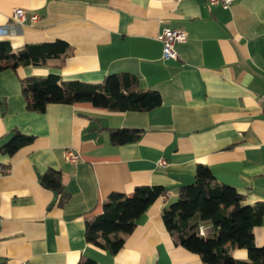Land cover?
<instances>
[{"label": "crops", "instance_id": "crops-1", "mask_svg": "<svg viewBox=\"0 0 264 264\" xmlns=\"http://www.w3.org/2000/svg\"><path fill=\"white\" fill-rule=\"evenodd\" d=\"M16 7L38 19L13 22ZM165 27L186 32L176 59L162 58ZM57 39L71 49L63 61L0 71V147L14 130L33 136L11 156L0 152L9 167L0 175V263L77 264L86 256L97 264H207L174 242L161 213L197 164L234 186L244 204L264 201V0L227 9L208 0H0V40L13 50ZM122 72L159 92L161 103L142 111L51 103L38 112L21 92L29 76L96 83ZM122 127L140 129L138 140L112 143L110 131ZM66 148L81 159L68 162ZM49 169L60 171L63 197L40 182ZM139 185L167 193L137 217L122 247L111 253L87 241L85 218L101 213L110 193ZM200 225L213 231L210 221ZM253 234L264 246V223ZM231 253L247 258L243 248Z\"/></svg>", "mask_w": 264, "mask_h": 264}, {"label": "trees", "instance_id": "trees-1", "mask_svg": "<svg viewBox=\"0 0 264 264\" xmlns=\"http://www.w3.org/2000/svg\"><path fill=\"white\" fill-rule=\"evenodd\" d=\"M70 53L69 44L60 39L28 43L17 50L9 41L0 40V71L20 65H47ZM21 92L27 107L38 112L51 103H90L112 111L150 110L161 103L159 92L136 87V77L128 72L109 74L96 83L64 80L55 73L29 76L22 80ZM109 137L114 144L135 141L140 129L115 128ZM32 139V135L14 130L0 152L11 156ZM39 180L64 196L59 170L49 169L39 175ZM166 193L162 185H139L131 194L110 193L102 212L85 218L87 241L115 253L122 247L124 235L135 227L137 217ZM243 201L244 195L234 186L217 181L207 165L197 164L193 181L179 186L177 199L162 210L161 217L174 242L197 253L207 264H264V246L255 244L253 234V228L264 223V201L253 205ZM202 221H210L213 231L204 229L201 233ZM233 248L246 249L247 258H235ZM77 264L97 262L82 256Z\"/></svg>", "mask_w": 264, "mask_h": 264}, {"label": "built area", "instance_id": "built-area-1", "mask_svg": "<svg viewBox=\"0 0 264 264\" xmlns=\"http://www.w3.org/2000/svg\"><path fill=\"white\" fill-rule=\"evenodd\" d=\"M210 4H219L223 8H230L234 0H208ZM38 19L37 14H31L22 8L16 7L12 10L11 20L15 23H32ZM186 38V32L182 28H163L158 34V39L162 43V58L164 60L176 59L177 51L175 44L178 41H183ZM259 107L261 112L264 113V95H260L258 98ZM65 158L68 162L75 164L81 159L79 151L73 148L65 149ZM159 165H165V160L158 161ZM9 171V167L6 165H0V175H3ZM200 232L204 234V227L200 226ZM0 264H9L7 261Z\"/></svg>", "mask_w": 264, "mask_h": 264}, {"label": "water", "instance_id": "water-1", "mask_svg": "<svg viewBox=\"0 0 264 264\" xmlns=\"http://www.w3.org/2000/svg\"><path fill=\"white\" fill-rule=\"evenodd\" d=\"M54 196H55V197L57 196V192H54Z\"/></svg>", "mask_w": 264, "mask_h": 264}, {"label": "rangeland", "instance_id": "rangeland-1", "mask_svg": "<svg viewBox=\"0 0 264 264\" xmlns=\"http://www.w3.org/2000/svg\"><path fill=\"white\" fill-rule=\"evenodd\" d=\"M176 199H177V198H176ZM176 199H175V200H176Z\"/></svg>", "mask_w": 264, "mask_h": 264}]
</instances>
